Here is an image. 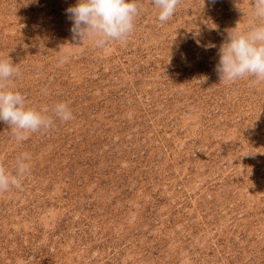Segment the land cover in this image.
<instances>
[{
	"label": "rangeland",
	"instance_id": "obj_1",
	"mask_svg": "<svg viewBox=\"0 0 264 264\" xmlns=\"http://www.w3.org/2000/svg\"><path fill=\"white\" fill-rule=\"evenodd\" d=\"M77 3L0 0L8 88L73 113L23 142L0 121V166L31 156L0 193V264H264V83L216 70L254 0H180L164 23L140 0L104 48L74 39Z\"/></svg>",
	"mask_w": 264,
	"mask_h": 264
},
{
	"label": "clouds",
	"instance_id": "obj_2",
	"mask_svg": "<svg viewBox=\"0 0 264 264\" xmlns=\"http://www.w3.org/2000/svg\"><path fill=\"white\" fill-rule=\"evenodd\" d=\"M179 3L180 0H152L161 23L173 17ZM140 10V0H78L76 6L66 11L73 22L74 39L79 37L82 42L89 40L95 47L104 48L113 41L127 42ZM251 17L246 29L236 26L228 30L216 68L221 82L250 79L253 85L264 83V0H254ZM60 57L63 62L64 54L60 53ZM18 74V66L11 59H0V121L8 124L17 142L25 141L30 133L51 128L55 120L73 119L66 102L54 104L51 115L46 106L28 107L20 91L8 88L9 81ZM30 160L29 153H21L15 161V173L0 166V193L20 187V181L29 172Z\"/></svg>",
	"mask_w": 264,
	"mask_h": 264
}]
</instances>
